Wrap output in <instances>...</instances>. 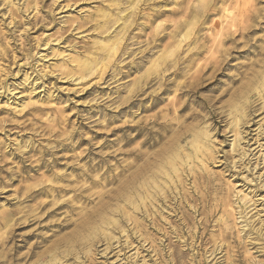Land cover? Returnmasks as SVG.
<instances>
[{
  "label": "rangeland",
  "instance_id": "rangeland-1",
  "mask_svg": "<svg viewBox=\"0 0 264 264\" xmlns=\"http://www.w3.org/2000/svg\"><path fill=\"white\" fill-rule=\"evenodd\" d=\"M34 1L37 6L35 2L27 6L26 0H14V7L22 11L15 16H11L10 11L2 6L3 2L0 4V211L39 207L34 211L38 214L35 224H5L0 228V241L1 237H8L13 232L9 239L0 242V264L10 261L12 254L22 256V263L29 259L27 264L37 261L41 255L42 263H47L53 254L49 250L56 244L59 246L61 237L66 236L68 246L57 249L61 254L68 250V257L62 258L61 254L58 257L61 264H131L133 261L144 263L145 260L150 264L153 261L165 264L167 260H170V264L215 262L216 259L206 251L211 246L209 231L218 229L216 221L222 211L218 207L219 212L207 220L201 210L207 206L208 211L211 206L225 202L232 186H236V191H241L243 174H236L237 180L232 179L228 162L230 155L227 160V153H232L235 137L229 129L232 118L227 115L228 102L240 90L241 84L251 77L247 70L250 63L263 57L258 50L252 52L253 49L249 47L242 48L244 51L236 48L229 39L223 44L221 42L222 38H229L233 33L231 23L240 18L239 8L246 0L142 2L138 10L141 11L140 15L135 14L134 24L123 39L120 50L112 57L106 73L98 76L95 72L85 79L77 78L78 61L86 58L91 51H103L101 48L107 42L98 27L105 19L98 13L104 9L109 12L111 2L120 5L121 0ZM251 4L260 9L257 18H261L264 15V0H251ZM121 6L124 8L127 4L124 2ZM153 7L163 9V12L158 15ZM116 12H110L112 18L118 17ZM149 12L151 21L142 28L140 24L146 22L143 14ZM28 20L30 24L25 23ZM218 22L222 25L217 26ZM122 25L120 21L111 30H118ZM237 37L239 39L240 35ZM252 37L256 38L258 46L264 47V30H257ZM242 40L244 38L239 39L241 43ZM239 41L236 43L239 44ZM229 53L235 58L226 61L228 65L224 63L219 67L216 61L229 56ZM138 80L139 91L143 89L145 92L136 93ZM178 84H194L198 88L197 93H183L178 89ZM165 86L170 89L164 91ZM222 89L227 92L221 101H217L216 97ZM157 94L160 96L151 105V100ZM198 96L202 97L203 103ZM161 97L165 100H160ZM178 100L185 103L182 107L176 106L175 109L179 111H175L171 102ZM255 104L261 107L264 100H257ZM192 112H199L200 119H205L200 127H208L211 133L208 145L214 150L210 153L211 157L206 158L207 167L203 161L196 160V164L189 165L195 171L184 172L187 179L181 188L184 186L182 192L185 191L187 199L185 196L175 197L178 190H174L175 194L170 188L168 192L171 197L163 202L165 205L161 201H154L152 205L148 200L151 215L142 206L136 213L140 220L139 227L124 217V227L121 228L128 229L127 234L115 228L118 224L113 220L120 215L111 210L106 212V216L109 215L112 223L103 225L98 217L88 227H78L80 221L101 208L102 204L115 207L118 200L113 193L121 182L129 180L135 168V155L130 150L146 153L144 160L138 162L142 164L147 156L164 144L148 142L145 134L160 130V127L150 122L146 131L147 122L157 117L158 121H163L162 116H165L168 119L176 118L172 120L176 130L181 124L195 127L196 119L190 117ZM256 115L252 117L259 121L264 117V109ZM133 125L145 127V132L142 130L145 134L135 139L137 129L130 128ZM258 126L253 121L248 125L251 129L249 137H256L260 130ZM133 136L134 139L129 142V137ZM190 137L182 143L189 141ZM254 142H250L252 149L258 147ZM258 150L259 147L254 152ZM108 164L112 165L109 169ZM35 165V169L30 168ZM119 172H123V175L111 177ZM58 174L66 176L63 181L58 179ZM48 178H52V181H45L44 185H63L70 190L33 194L40 181ZM94 180L98 183H94ZM28 187L33 190L28 192ZM82 187L87 188L85 193L80 191ZM260 208L262 206L255 208L253 213ZM154 211L158 217L156 223L152 220ZM261 215L264 216V212ZM68 219L66 227H58ZM202 220L210 226L209 231L200 225ZM242 225L234 226L237 240L223 236L219 239L224 243V248L217 257L220 256L223 264H227V256L231 257L229 261L234 257L236 263L240 264L246 263V255L255 262L264 261V253L258 245L248 244V252L243 253L245 248L240 242L248 241L238 238V235L244 234L239 231L240 226L243 229ZM33 233L38 236H30ZM82 234L84 238H76ZM32 243L38 245L30 249ZM15 245L18 247L12 249ZM31 252L33 256L29 258Z\"/></svg>",
  "mask_w": 264,
  "mask_h": 264
},
{
  "label": "bare ground",
  "instance_id": "bare-ground-1",
  "mask_svg": "<svg viewBox=\"0 0 264 264\" xmlns=\"http://www.w3.org/2000/svg\"><path fill=\"white\" fill-rule=\"evenodd\" d=\"M26 1H27V6L33 2H35V5L37 6V2L34 0H26ZM145 1H150V0H121V2L119 3L120 5H118L117 2H111V4H110L111 10L109 12H107L108 11L107 9L106 10L104 9L103 11H99L98 16L103 17L105 19V21H104V23H102L98 27L101 29V32H103L102 37L107 42L103 45V48H101V50H103V51H99V52L91 51L86 56V58L80 59L78 61V68H77V72H78L77 78L78 79H85V78L89 77L91 74H94L95 72L98 73V76H103L106 73V70L108 68V64L112 61V57L116 56V54L120 50L123 39L126 37L128 31L130 30V28L134 24L135 14L137 15V13H139V15H140L141 11L138 12L140 4L142 2H145ZM164 1H166V0H164ZM2 2H3V4H2ZM122 2L123 3L125 2V4H127V6H125L123 8L121 6L123 4ZM241 3H243V1L239 2L240 5H241ZM250 3H251V0H246L244 5H242L239 8L240 12H241L240 14L238 13L240 18L238 19V21H237V18L232 21L230 27L233 28V30H232L233 33L231 34V36L229 38H228V36H225V38L221 39L222 44L226 40L229 39L230 41H232L233 44H235L236 48H240L242 51H244L242 48L245 49L247 47H249V49L252 48L253 49L252 52H255L258 50V54L263 55V57L261 58V56H260L250 63L247 70H249V73L252 74L251 77L248 78L245 82H243L241 84L242 87L240 88V90H237L233 94V96L231 97L230 101L228 102V113H227V115L231 116L230 118H232V123H231V126L229 129H230V132H232L235 137H234V141H233V145H232V149H231L232 153H230V154L227 153V160H229L228 156L230 155L231 160L228 162H229V167L231 169L230 177H232V179L234 178L235 180H237L236 174H238V175L243 174L242 180H241L242 184L240 185L241 191H236V186H232V187H230L231 191L229 192V194H227L228 196H227L225 202H221V200H220L221 203H218L220 205H215L214 207L211 206V208L208 211L206 210L207 206L204 210H201V213L204 214L203 216H204V218H207V220H210L211 217L215 216L216 212H219V210L222 211V214L218 217V219L216 221L217 222L216 226L218 227L217 234L213 233V232L217 231L216 229H212L210 231L208 230L210 226H208L207 222L202 220L201 224H200V225H203L205 230H208L210 232L209 242L211 243V246H210V249H208L206 251V253H208V255L211 253L210 257L212 255L213 259H216L215 262H213L212 264H223V262L220 259V256L217 257L218 254L221 252V250H223V248H224V243L219 241V239L221 236H223L224 238H231V239L237 240L236 239V233L234 231V226L238 225L240 223H243V225H242L243 229H241V226H240L239 231L242 233L244 232V234L238 235V238H246L248 241V242H246V241L240 242V245L242 247L244 246V248H245L243 253L248 252V249H249L247 247L248 244H250L252 246L258 245L259 250L264 253V216L261 215V212H264V192L261 193V191L264 190V149H263L264 142L263 143L261 142V140H264V117L261 118L259 121L254 120V118L252 117L254 115L257 116L256 114L260 110L264 109V104H263V106L261 105V107H258V105L255 104V102L257 100H264V47L261 48L260 45L258 46L256 38L252 37V33L256 32L257 30H264V15L261 18L260 17L257 18L258 13H260V9H258L253 4L250 5ZM0 4H2V6L4 8L6 7L10 11L11 16H15L14 14L18 15V12L22 13V11L19 10L20 9L19 7H14L15 6L14 0H0ZM152 9L156 10L157 8L153 7ZM115 10L118 11V12H116L118 17L112 18L113 15L110 12L115 11ZM15 12H17V13H15ZM162 12H163V9H157L156 10V14H158V15H160ZM245 14L247 15L246 19L244 18V17H246ZM143 15L146 17L145 18L146 22H143L140 25L142 28H145L147 23H150V21H151L150 17L151 16H150V12H149V14L145 13ZM18 21H20V20H18ZM120 21H121V24H123L121 26V28L118 30L113 29L114 31L111 30L112 27L115 24L119 23ZM28 22H29V20L25 21V23H28ZM17 23H19V22H17ZM29 24H30V22H29ZM216 25L221 26L222 24L218 22ZM227 25L228 24H226L225 26H227ZM220 29H222V28H220ZM223 35L224 34H221L220 36H223ZM239 35H240V38H244V41L242 40L243 43H241V41H239L240 38L238 39V37H237ZM219 39L220 38H218L217 40H219ZM252 40H254V42H252ZM219 41H217V42L220 43ZM238 41H239V44L236 43ZM241 44H243V45H241ZM249 49H247V50H249ZM126 53L129 54V52H126ZM227 53H228V50H226L225 55H227ZM101 55H103V56L101 57ZM211 55H212V53H211ZM232 55H234V54H232ZM234 58L235 57L234 56L231 57V53H229V56H227V57L223 56V58L220 61L217 60L216 62L219 63L218 65L220 67L226 61H229V59L232 60ZM214 59H215V57H214ZM225 64L228 65L229 63L227 62ZM258 66L260 67V69H256ZM215 68H216V66L214 67V69ZM136 85H137V87H135V90H137L136 93L143 91V89L139 91V87H140L139 80H138V82H136ZM168 86H170V85H168ZM168 86L167 87L165 86L166 88H164V91H165V89L167 91L170 89V87H168ZM205 86H206V83H205ZM177 87L179 90H182L183 93L186 92L187 94H190V93L195 94V93H197L196 89H198L197 86H194V84H191L189 86H187V85L182 86L181 84H178ZM183 87H185V88H183ZM143 92H145V91H143ZM170 92H171V90H170ZM226 92H227V90L222 89L220 91V94L216 97L217 101H221L222 97L224 96V93H226ZM254 92H257V93L254 94ZM142 95H143V93H142ZM159 96L160 95L157 94L156 97L154 98V100H151V101H153V102H151V105H153L154 101L157 100V98ZM253 96H257V97H255V99L252 100ZM198 97H199L200 102L203 103L202 97L201 96H198ZM177 98H179V97L177 96ZM163 99H164V97L160 98V100H163ZM141 103H144V102H141ZM157 103H158V101H157ZM184 103L185 102L178 100L176 102L172 101L171 105L174 107V110L177 111L179 107H182L184 105ZM137 105H138V103H137ZM176 106H178V108L175 109ZM149 108L150 107H148L147 109H149ZM198 113L195 114L194 112H192L190 115V117L192 119H196L195 127H193V126L189 127L191 124L189 126L188 125L182 126V124H181V126L178 127V130H176L177 128L174 129V124H173L174 122H172V120H175L176 118L172 117L171 119H168V118H165V116H162L163 121H158V117H157L156 119L147 122V124L145 126V127H147L146 129L143 126H138V125L130 126L131 129H137V132L135 131L136 132L135 139H136V137L138 138V136L140 134L142 135L145 132L143 129H145L147 131L150 122H152L155 126L158 125L160 127V130L152 132L154 134H152L151 132L150 133L146 132V133H148V135L145 133L144 134L147 136L148 142L151 141V144L161 143V142L164 144L161 146V148L158 151L147 156V159H145L144 163H142V164H139L138 162L140 160H144L143 159L144 154L146 155V153H144L141 150H136V151L130 150L131 154L135 155V158L133 159V161H134L133 165L135 166V168L131 172V174H130L131 176H130L129 180L126 182H125V180L123 182H121L118 185L117 190L113 193L115 198L118 200L115 207L114 208L112 206L110 207V205L107 203H106V205L102 204L101 208H98L96 211L90 213L89 216L87 215L86 219L80 221V224L78 225V227H88L92 222L97 220L98 217L101 218L103 225L112 223L109 215L106 216V212L111 210L110 212L115 211L116 215L117 214L120 215V216H118L117 220H113V223L117 222V224L119 225V226L116 225L115 228H118L119 230L122 229L127 234V232H129L128 229H126L127 230V232H126L125 229L121 228L123 226L122 223H123L124 217H126L127 219H131L134 222L135 226L139 227L140 226V220H139L136 213L138 210L141 209L142 206H145V209H147V212H148V209H150L148 204H147L148 200H150V203L152 205L154 204L153 203L154 201H157V202L161 201L162 203L165 202L166 200L169 199V197H171L169 192H168V189H170V188L173 190V192H174V190H178V191H176L177 195L175 197H177V198L179 196H181V197L185 196L186 197L185 191L182 192L184 189V186H183V189L181 188V185H185V182H186L185 179H187V176L183 175L184 172H188V171L190 173L194 172L195 171L194 167L189 166V165H192L193 163L196 164V160L203 161V164L206 166L207 165L206 158L208 159L209 157H211L210 153H212V151L214 150V149L212 150V148L208 145L209 144L208 142L211 139V133H210L208 127H204V125L200 127V125L203 123V120H205V119H200V113L199 114ZM175 117H177V115ZM201 118H203V117H201ZM252 121H253V124L259 125L257 127V129L258 130L260 129V130L256 133V135H255L256 137H254V136L249 137V135L251 134V131L249 132V130H251V129L248 128V125ZM153 128H154V126H153ZM142 130L144 131L143 133H142ZM172 132H173V134L170 135V133H172ZM146 136H145V138H146ZM188 136H191L190 140L186 141V143H182L183 141H185L188 138ZM122 139H124V138H122ZM133 139H134V136L129 137L128 140L130 142ZM128 140H127V142H128ZM252 140H255L254 143L258 144L259 150L257 152H254V151L258 147L257 148L255 147L254 149L251 148L250 142ZM143 145H144V143H143ZM126 151H128V150H126ZM130 152H129V154H130ZM254 157H255V159H254ZM253 159L255 160L254 162H253ZM51 163H52V161H51ZM55 163H56V161H55ZM57 163H58V161H57ZM44 165L48 166L46 164H44ZM183 165H184V168H183ZM101 166L103 167V165H101ZM107 166H108L107 168L109 169L110 166H112V165L108 164ZM35 167H36V165L31 166L30 168L35 169ZM37 167H38V169H40L41 165L37 166ZM94 167H95V165H94ZM92 169H91V171H92ZM93 170H95V169H93ZM79 171H82V170H79ZM83 171H85V170H83ZM91 171H90V173H91ZM84 174H85V172L79 176H82ZM121 175H123V172L113 174V175H111V177L112 178H118ZM58 176H59L58 179L61 181H63V177L64 178L66 177V176L59 175V174H58ZM45 181L51 182L52 178H48L44 181L41 180L40 184H38L36 186L38 188L35 189L32 193L33 194H40V193H45V194L50 193L51 194V193L59 192V191L68 192L70 190V189L68 190V188H67L68 186L66 187L63 185L62 186H60V185L59 186H57V185H50L49 186L48 183H47L48 185H44ZM94 183H98V181L94 180ZM42 184L44 186H42ZM214 185H215V183H214ZM206 188H207V186H206ZM32 190H33V188H30V187L27 188L28 192H30ZM75 190H76V188H75ZM80 191L82 193L83 192L85 193L87 191V188L82 187L80 189ZM171 199H170V201H171ZM173 199H174V197H173ZM186 199H187V197H186ZM125 201H127L126 204H124ZM170 201H169V203H170ZM55 204H57V203H55ZM41 205L42 204H39V206H41ZM107 205H109V206H107ZM258 206H262V208L258 209V211L256 213H253V210L255 208H257ZM46 207H47V205H46ZM52 207H53V205H52ZM218 207H219V210H217ZM36 208H39L38 205H36L35 208L32 207V208H29L28 210H24L25 208L21 209L20 211L1 210L0 211V228L5 224H6V226L18 225L20 223H26V222L29 225L35 224L36 221L38 220V217H37L38 214L34 213V211L37 210ZM44 208H45V206H44ZM48 211H49V209H48ZM49 212L47 213V215L49 214ZM152 212H153V210H152ZM21 213L23 215H20ZM185 215L187 216V218L189 217L187 214H185ZM152 217H153L152 220L155 221V223H156V220L158 219V217H157V213L155 211H154V214L152 215ZM239 219H241V220L239 221ZM22 220H24V221H22ZM68 221H69V219L64 221L66 224H63L64 223L63 222L62 224H59L58 227H66V225H68ZM248 226H250V228H247ZM178 229L179 228H177L175 231H177ZM12 233L13 232H11L8 237L7 236L5 238L1 237V241L9 239L10 235ZM135 233H138V231H136ZM180 233H181V231H180ZM34 235L35 234L33 233L30 236H34ZM195 235H196V230L193 231V236H195ZM35 236H38V235H35ZM12 238H14V235L12 236ZM74 238H75V236H74ZM76 238L80 239V238H84V236L82 234V235H78ZM59 241H60L59 246H58V244H56V245H54V247H52L49 250L53 254H51V258L47 261V263L46 262L42 263L43 260H41L42 256L40 255V258L37 261H34L30 264H61V259L58 258L61 253L58 252L57 249L60 248L61 246H66V247L68 246V236L61 237V240H59ZM37 245H38V243H34L30 249H34V247H36ZM17 247L18 246L15 245V247L13 246L12 249H16ZM175 251H178V250H175ZM61 255H62V258L68 257V250L65 251L64 254H61ZM31 256H33L32 252L29 253V258ZM178 257H180V256H178ZM178 257H177V259H178ZM207 258L209 259V256ZM230 258H231L230 256H227V264H240V263H236V260H234V257L232 258V261H229ZM244 259L246 262L245 264H264V261L255 262V260L253 258H250L247 255L245 256ZM22 261H23L22 256H15V254H12L10 261H8L5 264H27L29 259H27V260L25 259L24 263H22ZM201 262L202 261H200V263ZM131 264H150V263H149V261L145 260L144 263H140L138 261H136V262L133 261V262H131ZM153 264H156V262L153 261ZM165 264H170V260H167V262ZM209 264H211V262H209Z\"/></svg>",
  "mask_w": 264,
  "mask_h": 264
}]
</instances>
